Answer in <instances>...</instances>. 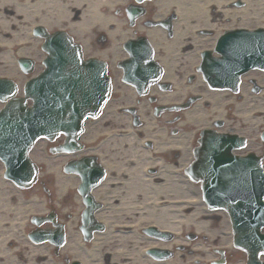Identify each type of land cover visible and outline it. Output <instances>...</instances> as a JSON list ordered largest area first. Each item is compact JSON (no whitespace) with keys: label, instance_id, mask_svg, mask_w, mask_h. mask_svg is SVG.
<instances>
[{"label":"bare ground","instance_id":"6f19581e","mask_svg":"<svg viewBox=\"0 0 264 264\" xmlns=\"http://www.w3.org/2000/svg\"><path fill=\"white\" fill-rule=\"evenodd\" d=\"M79 1L81 0H61V5L57 9L58 11L48 15L46 13L47 9L42 5V2H47L46 4L48 5V3H52L53 0H0V77H12L17 79L20 83L22 77L18 75L20 69L17 64L20 58H34L38 66H40L41 55L37 54V51L41 45V40L32 37V29L38 24L50 26L56 23V25L64 26L66 25L65 23H67V26L76 33L88 34L89 32L86 30L92 23H86L85 20L89 18L90 14L83 15L79 22H77L76 19L74 20L76 13L74 14L72 7ZM118 1L120 0H94V6H97L101 2L111 4ZM129 1L131 0H124V3ZM236 1H241L243 3L241 6L236 7L233 5ZM148 2L155 10L152 14V18L155 20L169 15L172 11L175 12L173 36L170 40L164 41V32L162 29L157 27L145 29L140 26L139 30H144L152 43L163 45L167 55H171L172 53L184 55L187 56L186 58L189 59V61L195 59L196 53L200 48L211 46L212 42L215 41V37L223 30H230L233 28H264V0H150ZM88 3L91 6L90 9H92L91 0H88ZM107 20L111 19L108 17ZM100 21L101 26H99V28L105 29L106 20L101 19ZM92 28L93 25L91 26V29ZM203 30H210L213 36L208 37L200 35ZM112 34H114V32L110 33V35ZM130 35V32L127 34L124 33V39ZM84 48L87 51V45H85ZM110 49L116 55L118 54L114 44ZM108 50L109 49H106L101 53L104 55ZM246 76L249 81L256 79L262 89L259 93H253L250 89L251 83L243 85L240 91L241 100L235 104L234 119H237L235 128L239 135H243L247 127L249 132L255 133L254 135L257 136L264 128V71H252ZM169 78L176 84L179 80V76L176 74H171ZM197 87L198 83H194L191 90L194 91ZM183 91L184 90L180 87L176 88V93L178 94ZM206 93L214 94L216 97H222V95H219L218 91H208ZM213 116L221 118L218 117L220 115L216 114L215 111H206L201 102L197 103L193 105L191 110L185 112V127L189 122L200 123L208 121V118L212 119ZM146 133L155 136V139L158 136H162L163 138L166 137L165 131L161 128L153 132L147 131ZM183 134L186 135V133ZM176 139L175 137L171 139V145L176 144ZM108 141H110V139ZM106 144L107 140L102 141L99 146L102 147ZM155 146L156 151L154 152L156 156H158L157 158L155 157V159H151L153 157H150V153H152V151H149L150 149L146 151L138 150L137 148V150L132 151L131 154H134L132 160L135 158L137 159L134 160L133 163L124 166V161H121L122 164L119 161H113L109 167L112 171L116 168L118 175L109 176L107 181L100 186L97 195L104 194L100 192L104 191L105 186L117 184V180H119L118 177H121L123 187H120L117 192L115 189L111 191L110 197L105 195V204L103 208L95 213L98 220L107 224L108 230L106 232H97L93 235L91 240L89 239V241L83 243L85 240L83 237L89 238L87 234L82 236V232L71 231L70 233L69 231L70 237L67 241V246L74 250L75 256L79 257L83 264L209 263V258L206 261L200 260L201 254L209 255L215 250V238H218L222 231L219 227L213 228L210 222L212 218H216L211 217V212L207 214L204 203L198 200L195 195H191L192 191L187 187L186 182L178 176L171 175V168L173 166L165 164L166 162L163 156L164 151H162L164 147H166V144L159 143L158 140H156ZM263 147L264 144H261V148ZM255 149L256 145L254 150ZM91 150L96 149L91 148ZM130 150H133V147H131ZM137 151L141 154H138ZM170 151L172 154L174 152H179L178 150ZM180 151L181 158L179 162L180 165H183L187 153L186 150ZM39 158L40 156H37V159ZM170 159L173 160V158ZM143 162H147L146 165L157 164L159 166V177L162 178L165 176L160 184H151L145 181V176L141 177L137 175L142 172L143 166H141V170L139 166ZM132 170H134V173L131 172ZM124 172L128 176L125 180ZM57 179L59 181L58 188L60 193L71 190L79 181L78 177L74 175L63 176L57 174ZM1 184L4 183L0 181V185ZM118 192L120 193L118 199H114L115 194L117 195ZM124 194L126 196L125 198ZM138 194H140L139 198H137ZM5 198L8 199V197H0V246L2 248H4V243L10 238L14 240L15 237L17 238L15 231L16 224H21V219L27 213L23 208L20 210V207L10 206ZM188 207H191L192 211L190 213H185ZM79 210L78 208V211ZM35 211L36 210L31 207L30 212ZM10 212L15 215V218H10L11 215H7L8 213L10 214ZM110 213H115V218L118 217L117 213H120L124 218L118 217L113 220L110 218ZM216 214L219 216L218 214L224 213H219V211H217ZM76 215L77 213L74 214L73 220H75ZM225 216L224 214V217ZM8 219L9 222L2 225V222ZM222 221H225V219L221 218L219 223ZM143 223L155 225L163 230L173 232L175 236L173 241L167 243L157 237L145 235L142 229L138 228ZM131 225H133V227L127 229ZM191 225L195 227L198 232L199 239L194 243H189L191 246L188 247L189 250L187 253L191 256H189L187 260H182L179 253H176L170 259L161 261H155V259H152L146 254L149 247L173 249L177 243L186 242L187 240L183 239L184 232L180 231L184 230L182 228ZM202 234H207L212 238L210 244L205 245L201 241V238H205ZM221 238H223V236H221ZM45 248V245H30V251L27 252L28 255L30 253V264H36L32 258L35 254L34 252L41 253ZM211 257L213 259V253ZM197 260H200V262ZM49 261L50 260H47L45 263L47 264Z\"/></svg>","mask_w":264,"mask_h":264},{"label":"water","instance_id":"95a60500","mask_svg":"<svg viewBox=\"0 0 264 264\" xmlns=\"http://www.w3.org/2000/svg\"><path fill=\"white\" fill-rule=\"evenodd\" d=\"M21 66L24 69H27L28 63L21 60ZM53 70L54 68L50 66V71ZM44 82L45 81H42V79L35 80L27 89V93L32 95L35 100V107L33 109L28 111L27 108L21 104V100H17L15 105H10L6 115L5 113L0 115V154H2L5 145L13 147L14 153L6 163L8 176H11L16 180L20 179L25 181V175H28L25 169H23L24 167L15 168V166L16 164L24 166V164L27 163L25 156L26 147L32 143L35 137L42 134H50L51 131H54L55 129H64L71 133L70 139H68L67 143L68 146L71 147V149L77 147L74 138L78 128V121H76L79 116L78 111L77 114H71V117L73 118L72 121L63 122L62 120H57L56 115L64 112L65 101L62 97L59 98L60 100L58 102L44 100L46 99V96H44V92L41 89L42 85L44 86ZM0 85L5 86L6 84L0 82ZM65 85L66 80L63 79L61 86ZM4 91L9 92V89L5 88ZM66 95H68V93H66ZM64 115L65 112L62 116ZM23 181L21 182L23 183ZM256 246L264 245L257 244Z\"/></svg>","mask_w":264,"mask_h":264},{"label":"rangeland","instance_id":"374dc122","mask_svg":"<svg viewBox=\"0 0 264 264\" xmlns=\"http://www.w3.org/2000/svg\"><path fill=\"white\" fill-rule=\"evenodd\" d=\"M235 3H237V2H235ZM236 7H238V6H236ZM100 47V45H99V43H92V48L95 50V49H98ZM37 54H41V58H43V53H42V50H41V48L39 49L38 48V51H37ZM42 69V67L40 66V68H38L35 72H38L39 70H41ZM34 72V73H35ZM18 75L20 76V77H22V80H21V82L19 83L18 81H17V79H15V78H12V80H14L16 83H18V87H19V95H22V92H23V86H24V83L31 77V74H24L23 72H18ZM257 83V82H256ZM257 85V84H256ZM258 86V85H257ZM259 87V86H258ZM261 89V88H260ZM2 106H3V104L2 103H0V109L2 108ZM110 110V109H109ZM232 120H234V118L232 119ZM237 120V119H236ZM235 121V120H234ZM234 121L232 122V125H234ZM86 124H87V122H86ZM105 125H107V128H110V129H112V131H115V132H120L121 130H122V128L121 127H124V120H117L116 118H115V120L114 119H112V120H110L109 122H106V123H103V122H100V123H98V124H96L95 126H91L90 128H89V133L91 134L92 132H94V129L95 130H100V131H103L105 128L104 127H102V126H105ZM95 127V128H94ZM119 130V131H118ZM249 133V132H248ZM251 133V132H250ZM252 134V133H251ZM125 142L126 141H124V138H122V139H113V140H111V141H108L107 142V144H106V146H108V148L107 149H103V150H106L107 152L108 151H110L111 152V154H112V156H113V158L114 159H119V158H122V157H124V156H126V154H123V152H124V149L126 148V146H124V144H125ZM105 146V147H106ZM117 146H121V148H122V150L121 149H114V148H117ZM44 147H45V143H43V141H41V142H39L38 143V145H37V147L36 148H34V150H46V147H45V149H44ZM110 149H113V150H110ZM130 153V152H129ZM41 156H44V153L43 152H41ZM111 156V155H110ZM109 156V157H110ZM127 158V157H126ZM114 159H112V160H114ZM120 162V161H119ZM126 162V161H125ZM122 164V163H121ZM52 166V163L50 164V167ZM3 167H2V164H1V161H0V181L1 182H3V176H2V171H3V169H2ZM54 168H55V165H54ZM48 172H50V171H48ZM132 173H134V170H132ZM50 175H52V177L54 176L53 174H50ZM138 175V174H137ZM128 176H125V178H127ZM4 183V182H3ZM5 184V185H4ZM4 184H1L0 185V197H2V198H4V197H7V196H9V195H14V194H16V191L13 189V188H11V187H9V184L8 183H4ZM124 189V188H123ZM9 191V192H8ZM25 193V194H24ZM23 193V195H25V197L27 198L28 197V200H30L31 198H30V194L32 195L33 193L32 192H24ZM19 195H17V197H18ZM30 198V199H29ZM137 198H139V197H137ZM19 199H22V197H19ZM5 200H6V198H5ZM187 213H190V212H188L187 211ZM12 215V217H14V215L13 214H11ZM114 215V214H113ZM117 215H119L118 217H120V218H124V216H122L120 213H117ZM113 218V220H115L116 218H118V217H116L115 218V216H112ZM7 222H9V219H8V221L6 220L5 222H2L3 224H5V223H7ZM223 226H221V229H223L222 228ZM186 229V228H185ZM183 230L184 232H186L185 234L187 235V234H191L192 232V230H193V228H189V229H186V230ZM183 239H185V240H187V236H184L183 237ZM170 241H172V240H168V241H166L167 243H170ZM194 241V240H193ZM192 241V242H193ZM185 243V242H184ZM194 243V242H193ZM181 246H183V245H181ZM189 246H191V245H189ZM184 250V251H183ZM183 250H177L178 252L177 253H179V255H180V257L182 258V260H187L188 259V257L189 256H191L189 253H187V247L185 248V249H183ZM227 253V252H226ZM233 254V256L232 257H230L229 258V256H228V259H231V260H229V262L230 261H234L235 263H237V262H239V261H241V263H242V261H244L245 260V256L244 255H242L240 252L239 253H236V251L234 252V253H232ZM201 256L203 257V259H204V257L206 258V256H205V254L203 255V254H201ZM243 264V263H242Z\"/></svg>","mask_w":264,"mask_h":264},{"label":"flooded vegetation","instance_id":"af4514ba","mask_svg":"<svg viewBox=\"0 0 264 264\" xmlns=\"http://www.w3.org/2000/svg\"><path fill=\"white\" fill-rule=\"evenodd\" d=\"M172 62H173V64L176 65V67L173 69V71L178 72L180 82L183 84L190 85V80L188 79V76L191 75L192 61L191 60L189 61V59H187L186 57H173ZM164 69H168V68L166 66L162 65L163 72H164ZM182 75H184V77H182ZM157 91H158V94L156 96L157 104L167 105L166 103H172V102L167 101V100L162 101L161 95L164 92H161L159 90H157ZM143 101H144V99L138 98L135 94L134 95L128 94L126 92V90H124V103H128L130 105H137V104L140 105V103ZM169 117H171V119H172V118H175V115H170ZM48 228L51 229L52 231L57 230V228L54 227L52 224H49ZM68 230L69 229H67V228L64 230V231H66L67 236H68ZM1 249H2V252H1ZM17 251H18V253H17ZM23 251L24 250L21 251V249L18 247L16 240H14L13 238L12 239L10 238L9 240H7L5 242L4 248H2L0 246V264H16V260H18V254H19V261L21 262V263H19V262L18 263L19 264H25L26 263V258H25L26 255ZM8 252L12 253L11 259H9V253ZM60 252L62 254L63 246L60 248ZM51 254L53 257H55L54 256V247H51ZM58 259L61 260L60 264H67L66 258L64 256L61 255L60 258L58 257Z\"/></svg>","mask_w":264,"mask_h":264}]
</instances>
